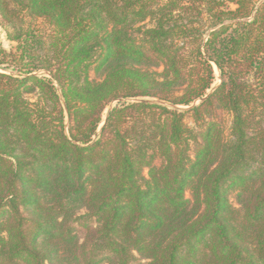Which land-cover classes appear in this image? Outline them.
I'll list each match as a JSON object with an SVG mask.
<instances>
[{
    "label": "trees",
    "instance_id": "16d2710c",
    "mask_svg": "<svg viewBox=\"0 0 264 264\" xmlns=\"http://www.w3.org/2000/svg\"><path fill=\"white\" fill-rule=\"evenodd\" d=\"M0 25V264H264V0H0Z\"/></svg>",
    "mask_w": 264,
    "mask_h": 264
},
{
    "label": "rangeland",
    "instance_id": "374dc122",
    "mask_svg": "<svg viewBox=\"0 0 264 264\" xmlns=\"http://www.w3.org/2000/svg\"><path fill=\"white\" fill-rule=\"evenodd\" d=\"M13 43H11L7 38H6V35H5V32L3 30V28L1 27L0 25V47L6 49V50H9L11 47H12ZM214 72H215V79H214V83H213V86L215 84L218 83L219 81V74H218V70L216 68H214ZM199 100L195 101L193 104H196L198 103ZM115 102H113L111 104V106L114 104ZM182 108H186L188 106H180ZM216 115L219 117V120L221 121L222 125L224 126L225 129H227L230 125V116L228 113L224 112V111H221V110H216ZM185 121L187 123L188 126L192 127L193 126V121H192V118L190 117V115H186V118H185ZM146 171V170H145ZM186 196L189 197V191H187L186 193ZM228 200L230 203H232L233 207L234 208H238L239 205L235 202V199H234V192H229L228 193Z\"/></svg>",
    "mask_w": 264,
    "mask_h": 264
}]
</instances>
